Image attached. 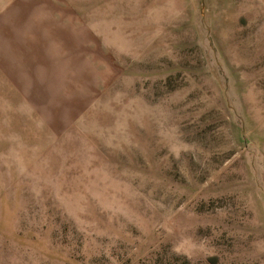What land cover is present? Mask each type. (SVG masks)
Listing matches in <instances>:
<instances>
[{
    "label": "rangeland",
    "instance_id": "rangeland-1",
    "mask_svg": "<svg viewBox=\"0 0 264 264\" xmlns=\"http://www.w3.org/2000/svg\"><path fill=\"white\" fill-rule=\"evenodd\" d=\"M51 1L52 109L0 93V264H264V0Z\"/></svg>",
    "mask_w": 264,
    "mask_h": 264
},
{
    "label": "crops",
    "instance_id": "crops-1",
    "mask_svg": "<svg viewBox=\"0 0 264 264\" xmlns=\"http://www.w3.org/2000/svg\"><path fill=\"white\" fill-rule=\"evenodd\" d=\"M43 3L48 4V6ZM31 4L35 5L30 6ZM38 4L43 5L44 8L43 11L40 10L37 16L34 8L39 6ZM52 6L59 13L58 22H53L50 15L49 22L41 20L42 12L47 11L48 13V10H52ZM63 7L62 5H53L51 0L49 2L30 0L29 12L34 15V20H32L31 15L25 21H21L22 17H19L20 21L4 23L3 42L0 37V44L2 43V47H0V84H4L0 89L2 95L12 93L16 99L27 103L29 107L35 110L52 109L48 107L54 93L49 74H51L53 62L56 69H62L63 56L62 50L59 53L57 49V55H53L51 43L53 40L51 41L50 37L53 39L54 31L59 36L56 37V41L61 40L63 34L64 38L68 39L69 23L62 21V13L66 14L65 19H68V11L66 6ZM16 10L19 13L23 9L19 6ZM8 28L12 29V35L6 37ZM16 28H19L17 33H15ZM63 44L66 47L67 41L64 43L62 39L59 45L60 49L63 48ZM55 58L56 60H54ZM64 64L66 67L65 57ZM56 95L58 101L62 99V85H60L59 91L56 90Z\"/></svg>",
    "mask_w": 264,
    "mask_h": 264
}]
</instances>
